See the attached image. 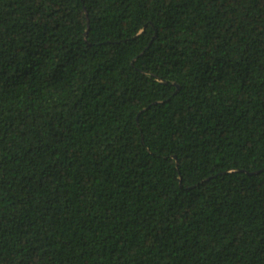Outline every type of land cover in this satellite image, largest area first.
I'll use <instances>...</instances> for the list:
<instances>
[{"label":"trees","instance_id":"obj_1","mask_svg":"<svg viewBox=\"0 0 264 264\" xmlns=\"http://www.w3.org/2000/svg\"><path fill=\"white\" fill-rule=\"evenodd\" d=\"M0 264H264V0H0Z\"/></svg>","mask_w":264,"mask_h":264}]
</instances>
